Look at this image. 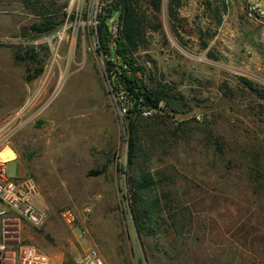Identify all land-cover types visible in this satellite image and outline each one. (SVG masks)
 Returning <instances> with one entry per match:
<instances>
[{"label": "rangeland", "instance_id": "obj_1", "mask_svg": "<svg viewBox=\"0 0 264 264\" xmlns=\"http://www.w3.org/2000/svg\"><path fill=\"white\" fill-rule=\"evenodd\" d=\"M158 1L159 10L143 6L154 30L135 57L149 87L166 86L177 102L129 116L108 71L122 65L115 44L109 58L98 52L112 0H0V158L9 176L36 178V205L49 216L23 238L62 264L89 249L106 264H201L206 237L223 230L264 264V0ZM119 15L108 20L114 35ZM53 22L50 34L34 30ZM128 117L141 171L165 172L170 186L176 177L181 205L195 213L185 229L139 239L126 188ZM66 207L78 215L74 229L60 217Z\"/></svg>", "mask_w": 264, "mask_h": 264}, {"label": "trees", "instance_id": "obj_2", "mask_svg": "<svg viewBox=\"0 0 264 264\" xmlns=\"http://www.w3.org/2000/svg\"><path fill=\"white\" fill-rule=\"evenodd\" d=\"M145 4L153 11L154 6L159 10L158 0H112L99 17L98 52L99 55L109 58L112 54V44H115V54L122 65L115 67L116 69L109 68L108 71L115 79L116 88L127 94L132 103L129 116L140 115L144 110L151 109L165 113L161 103H165L168 107L171 101L177 102L175 95H172L166 86H161L159 91L149 87L146 82L147 67L135 57L146 40V30L148 28L154 30V12L147 17L146 12L143 11ZM114 12L120 14L119 31L116 35L110 31L108 24ZM57 25V22L42 23L34 26V30L39 34H50ZM107 65L114 66L110 60ZM241 80L253 93L262 94L260 87L253 81L245 78ZM153 117L156 121L165 116ZM128 118L130 122L127 131L126 188L132 221L139 239L159 235L158 231L162 227L166 233L174 231L180 222L184 224L182 229H185L186 224L194 223L195 213L190 205H181L176 177L170 175L172 178V186H170L164 181V178L170 179L165 172L158 171L153 174L141 171L138 164L141 150L139 128L131 117Z\"/></svg>", "mask_w": 264, "mask_h": 264}, {"label": "built area", "instance_id": "obj_3", "mask_svg": "<svg viewBox=\"0 0 264 264\" xmlns=\"http://www.w3.org/2000/svg\"><path fill=\"white\" fill-rule=\"evenodd\" d=\"M125 112V111H124ZM146 116L151 112L146 111ZM123 115V114H122ZM8 160L0 158V264H62L43 254L35 245L23 238L26 228H43L49 220L47 213L37 207L35 199L39 185L33 176L13 178L8 174ZM61 219L74 229L78 215L73 207L60 211ZM85 228L82 236L87 237ZM79 264H106L95 249L87 250Z\"/></svg>", "mask_w": 264, "mask_h": 264}, {"label": "crops", "instance_id": "obj_4", "mask_svg": "<svg viewBox=\"0 0 264 264\" xmlns=\"http://www.w3.org/2000/svg\"><path fill=\"white\" fill-rule=\"evenodd\" d=\"M24 177L23 174H21L16 178L19 179ZM217 237L218 238H214L216 241L211 237H206L205 244L207 247L205 248V253H201L197 260L194 258V262L200 261L201 264H261L255 252L240 246L223 230H219V235Z\"/></svg>", "mask_w": 264, "mask_h": 264}]
</instances>
